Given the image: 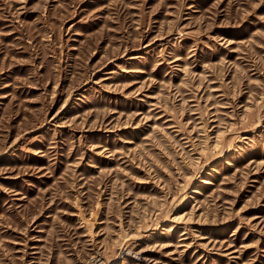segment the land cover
<instances>
[{
	"label": "rangeland",
	"instance_id": "374dc122",
	"mask_svg": "<svg viewBox=\"0 0 264 264\" xmlns=\"http://www.w3.org/2000/svg\"><path fill=\"white\" fill-rule=\"evenodd\" d=\"M100 263L264 264V0H0V264Z\"/></svg>",
	"mask_w": 264,
	"mask_h": 264
},
{
	"label": "bare ground",
	"instance_id": "6f19581e",
	"mask_svg": "<svg viewBox=\"0 0 264 264\" xmlns=\"http://www.w3.org/2000/svg\"><path fill=\"white\" fill-rule=\"evenodd\" d=\"M144 253V252H143ZM101 264V263H100Z\"/></svg>",
	"mask_w": 264,
	"mask_h": 264
}]
</instances>
